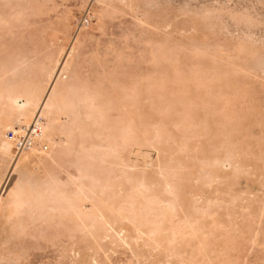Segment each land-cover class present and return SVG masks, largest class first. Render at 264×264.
<instances>
[{"label": "rangeland", "instance_id": "obj_1", "mask_svg": "<svg viewBox=\"0 0 264 264\" xmlns=\"http://www.w3.org/2000/svg\"><path fill=\"white\" fill-rule=\"evenodd\" d=\"M0 264H264V0H0Z\"/></svg>", "mask_w": 264, "mask_h": 264}, {"label": "built area", "instance_id": "obj_2", "mask_svg": "<svg viewBox=\"0 0 264 264\" xmlns=\"http://www.w3.org/2000/svg\"><path fill=\"white\" fill-rule=\"evenodd\" d=\"M42 136V125L38 118H35L28 126L16 132L7 134V140L13 144L15 157L29 150Z\"/></svg>", "mask_w": 264, "mask_h": 264}]
</instances>
